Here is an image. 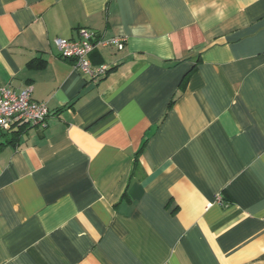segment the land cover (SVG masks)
Returning a JSON list of instances; mask_svg holds the SVG:
<instances>
[{"label":"crops","instance_id":"crops-1","mask_svg":"<svg viewBox=\"0 0 264 264\" xmlns=\"http://www.w3.org/2000/svg\"><path fill=\"white\" fill-rule=\"evenodd\" d=\"M89 30L91 80L56 39ZM0 264H264V0H0Z\"/></svg>","mask_w":264,"mask_h":264},{"label":"built area","instance_id":"built-area-1","mask_svg":"<svg viewBox=\"0 0 264 264\" xmlns=\"http://www.w3.org/2000/svg\"><path fill=\"white\" fill-rule=\"evenodd\" d=\"M77 40L56 39L55 45L63 60L72 62L73 70L87 76L91 80L104 78L109 70L106 65H94L91 55L98 46H107L121 50L124 39L112 38L103 41L89 30H79ZM49 111L44 103L32 99L31 86L21 90L0 88V130H10L17 124L29 127L46 125Z\"/></svg>","mask_w":264,"mask_h":264},{"label":"trees","instance_id":"trees-1","mask_svg":"<svg viewBox=\"0 0 264 264\" xmlns=\"http://www.w3.org/2000/svg\"><path fill=\"white\" fill-rule=\"evenodd\" d=\"M16 126H19L20 130L13 133L15 137H19L21 135V133L25 132V130L28 129V127H29L27 124H17Z\"/></svg>","mask_w":264,"mask_h":264}]
</instances>
